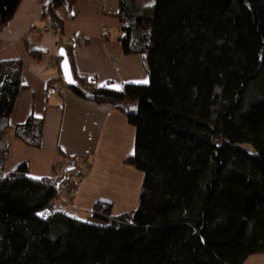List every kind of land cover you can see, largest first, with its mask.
<instances>
[{
	"label": "trees",
	"instance_id": "1",
	"mask_svg": "<svg viewBox=\"0 0 264 264\" xmlns=\"http://www.w3.org/2000/svg\"><path fill=\"white\" fill-rule=\"evenodd\" d=\"M79 1L40 0L59 43L55 12L72 20ZM137 1L120 0L115 16L124 54L145 57L148 85L100 87L75 70L77 41L59 44L75 80L67 92L116 107L136 129L126 164L144 174L137 210L113 217L99 202L100 223L89 224L58 202L63 178L33 180L27 162L7 170L26 65L0 61V264H245L264 254V0ZM21 2L0 0V33ZM24 43L35 62L52 59ZM43 129L30 117L13 133L40 149Z\"/></svg>",
	"mask_w": 264,
	"mask_h": 264
},
{
	"label": "crops",
	"instance_id": "2",
	"mask_svg": "<svg viewBox=\"0 0 264 264\" xmlns=\"http://www.w3.org/2000/svg\"><path fill=\"white\" fill-rule=\"evenodd\" d=\"M146 2L137 1L140 6ZM119 11L120 0H80L73 8L72 20L65 10H57L56 15L65 23L64 39L59 43L49 24L41 22L40 0H22L0 33V61L20 59L26 65L23 89L10 117L7 170L27 162L33 180L62 179L85 162L90 171L67 208L71 216L82 221L91 217L99 202L112 205L113 217L136 211L144 183V174L126 164L135 153L136 129L125 114L112 105L85 101L67 92L56 63L59 44L69 45L75 37L73 58L80 77L95 78L100 87L118 93H124L129 84L148 85L145 57L124 54L119 41L123 36L121 23L115 16ZM24 41L31 51L50 54L52 59L35 62ZM127 110L135 111V104ZM30 117L44 121L40 149L29 148L14 137L13 129ZM69 160H76V167H70ZM245 264H264V254L250 257Z\"/></svg>",
	"mask_w": 264,
	"mask_h": 264
},
{
	"label": "built area",
	"instance_id": "3",
	"mask_svg": "<svg viewBox=\"0 0 264 264\" xmlns=\"http://www.w3.org/2000/svg\"><path fill=\"white\" fill-rule=\"evenodd\" d=\"M76 41H78V38H73L70 40L69 42V46H74ZM89 166L86 165L85 168L77 170L78 173L77 175L68 173L62 180L60 186H59V196H66V195H73L75 193V191L77 190L76 188L79 186V183L81 182V180L83 178H85V176L87 175V171L89 170L88 168ZM76 168L74 169V172H77ZM73 172V173H74ZM60 204L67 209L68 205L63 204L60 202Z\"/></svg>",
	"mask_w": 264,
	"mask_h": 264
},
{
	"label": "water",
	"instance_id": "4",
	"mask_svg": "<svg viewBox=\"0 0 264 264\" xmlns=\"http://www.w3.org/2000/svg\"><path fill=\"white\" fill-rule=\"evenodd\" d=\"M59 57L62 58L61 72H62L64 83L68 87H71V86L74 85L75 80L73 78L71 65H70V62H69V59H68L66 51L65 50H60Z\"/></svg>",
	"mask_w": 264,
	"mask_h": 264
},
{
	"label": "rangeland",
	"instance_id": "5",
	"mask_svg": "<svg viewBox=\"0 0 264 264\" xmlns=\"http://www.w3.org/2000/svg\"><path fill=\"white\" fill-rule=\"evenodd\" d=\"M152 4H153L152 7H154L155 1L152 0ZM84 161H88V160H84ZM86 165L87 164L84 162V164L82 165V167H78V170L85 168ZM89 171H90V168H89V170L87 171L86 174H88ZM77 173H78V171L77 172H74V173H71V174L77 175ZM72 198H73V195H66V196L62 195V196H58V202L59 203L61 202L63 204L68 205L69 207H71V205H72ZM83 220L86 221V222H88L89 224H99L100 223L99 221L95 220L94 218H91L90 215L89 216H86Z\"/></svg>",
	"mask_w": 264,
	"mask_h": 264
},
{
	"label": "snow or ice",
	"instance_id": "6",
	"mask_svg": "<svg viewBox=\"0 0 264 264\" xmlns=\"http://www.w3.org/2000/svg\"><path fill=\"white\" fill-rule=\"evenodd\" d=\"M147 81H144V83H146ZM37 179H39V178H37Z\"/></svg>",
	"mask_w": 264,
	"mask_h": 264
}]
</instances>
